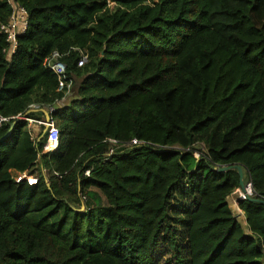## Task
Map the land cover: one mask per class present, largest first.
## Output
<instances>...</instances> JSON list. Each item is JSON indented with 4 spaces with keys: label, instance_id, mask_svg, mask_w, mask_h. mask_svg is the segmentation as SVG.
<instances>
[{
    "label": "trees",
    "instance_id": "obj_1",
    "mask_svg": "<svg viewBox=\"0 0 264 264\" xmlns=\"http://www.w3.org/2000/svg\"><path fill=\"white\" fill-rule=\"evenodd\" d=\"M17 1L9 59L0 0V139L47 111L60 137L46 151L24 119L0 143V264H264V0Z\"/></svg>",
    "mask_w": 264,
    "mask_h": 264
},
{
    "label": "built area",
    "instance_id": "obj_2",
    "mask_svg": "<svg viewBox=\"0 0 264 264\" xmlns=\"http://www.w3.org/2000/svg\"><path fill=\"white\" fill-rule=\"evenodd\" d=\"M9 4L12 8V15L8 24L3 25L1 31L7 35V41L9 46L6 50L7 57L10 59L12 55L15 53L17 46H18V37L24 34L28 27V13L25 7L20 5L17 0H8ZM80 52V59L78 61V67L82 68L89 62V54L86 50H79ZM63 57L60 52L54 51L44 62V66L51 69L54 74L58 77V92L65 93L69 95L73 86H74V79L70 78L67 75V67L63 63ZM33 108L39 109V106L33 105ZM50 109V108H49ZM17 118H24L28 121L29 126L32 123L38 124L40 127H45L46 133L48 134L47 144L45 146L46 151H53L58 147L60 132L56 125L55 120L50 116V120L46 121V119L38 121L33 119H26L25 117L18 116ZM10 118H5L0 114V127L9 122ZM33 137L35 135L33 133ZM137 143V141H134ZM113 153V150L110 151L109 156ZM197 156L200 155L198 152ZM244 168V167H243ZM245 172V170H244ZM91 171H86L85 175L90 176ZM27 180L30 185L37 183V178L33 179L32 177H28L27 175H20L16 180L22 181ZM235 199L237 198L238 204L241 201H247L253 199L254 197L258 196L257 192L255 191L252 181L250 179L249 183L246 185L245 189L239 190V194L236 197V192L232 194Z\"/></svg>",
    "mask_w": 264,
    "mask_h": 264
},
{
    "label": "rangeland",
    "instance_id": "obj_3",
    "mask_svg": "<svg viewBox=\"0 0 264 264\" xmlns=\"http://www.w3.org/2000/svg\"><path fill=\"white\" fill-rule=\"evenodd\" d=\"M68 100H69V98H67V99H65L63 102H65V104L66 103H68ZM32 126L34 127V129H35V134H36V137H38L39 135H40V133H41V127L38 125V124H35V123H32V125L31 126H29V128L30 129H32ZM33 130V129H32ZM28 176V175H27ZM19 177V176H18ZM17 176H15V178L17 179L18 178ZM29 177V176H28ZM33 179H36L35 177H32ZM239 190H242L241 188L240 189H238L237 191H236V197L238 196V194H239ZM243 191V190H242ZM235 193V192H234ZM178 199H180V197H179V195H178ZM230 200V202H231V209H232V211H233V213H234V215L238 218V220L242 223V225H243V227L245 228V217L243 216V213H242V211L238 208V201H237V198L235 199V197L233 196L231 199H229ZM191 201H192V198H190V200L189 201H187V203H188V205H190L191 206ZM180 202H182V201H180ZM180 202L179 201H177V200H175L174 201V205H177V206H179L180 205ZM178 231L179 232H182L183 231V227H181V226H178ZM169 256H165V258L167 259ZM164 258V259H165Z\"/></svg>",
    "mask_w": 264,
    "mask_h": 264
},
{
    "label": "water",
    "instance_id": "obj_4",
    "mask_svg": "<svg viewBox=\"0 0 264 264\" xmlns=\"http://www.w3.org/2000/svg\"><path fill=\"white\" fill-rule=\"evenodd\" d=\"M20 120H24V118H18L13 124H11L8 133H7L2 139H0V143H2V142L5 141L8 137L11 136V134H12L13 131H14L15 126L17 125L18 121H20ZM49 120H50V115L47 114V116H46V121H49ZM44 133H46V129L44 130ZM41 138H42V137H41ZM41 138H40V139H41ZM234 168H236V170H237L238 173H239V177H240V188H241L242 190H244L245 187H246V184H245V172H244V168H243L241 165H237V166H235ZM229 169H230L229 167H219V168H216V171H218V172H220V171H221V172H224V171H227V170H229ZM48 185H49V184H48Z\"/></svg>",
    "mask_w": 264,
    "mask_h": 264
},
{
    "label": "crops",
    "instance_id": "obj_5",
    "mask_svg": "<svg viewBox=\"0 0 264 264\" xmlns=\"http://www.w3.org/2000/svg\"><path fill=\"white\" fill-rule=\"evenodd\" d=\"M66 98H64V99H62V100H60V101H58L57 102V106H59V107H63V106H66V104H65V102H63L64 100H65ZM32 109H34V110H36L37 108H33V107H31ZM44 109H45V111H47L49 108H46V107H44ZM47 114H49L48 113V111L47 112H45V117L47 116ZM50 115V114H49ZM46 119V118H45ZM33 129V130H32ZM32 134L34 133V135H35V137H36V134H35V129H34V127L32 126ZM13 175L14 176H20V175H27V174H20V173H17V172H13ZM233 197V195H231L229 198H228V203H229V205L231 204V202H230V200L229 199H231ZM239 205V204H238ZM230 207H231V205H230ZM238 208H239V206H238ZM243 213V212H242ZM243 216H244V214H243ZM245 217V216H244ZM242 224V223H241ZM243 226V225H242ZM244 228V227H243ZM244 230H245V232L247 233V234H250V232H249V230H248V228H247V221H246V218H245V228H244Z\"/></svg>",
    "mask_w": 264,
    "mask_h": 264
}]
</instances>
